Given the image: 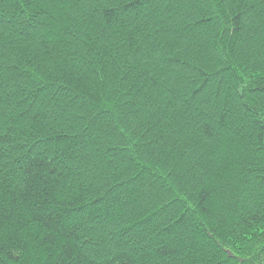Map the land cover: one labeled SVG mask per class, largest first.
<instances>
[{"label":"trees","instance_id":"16d2710c","mask_svg":"<svg viewBox=\"0 0 264 264\" xmlns=\"http://www.w3.org/2000/svg\"><path fill=\"white\" fill-rule=\"evenodd\" d=\"M0 264H264V0H0Z\"/></svg>","mask_w":264,"mask_h":264}]
</instances>
